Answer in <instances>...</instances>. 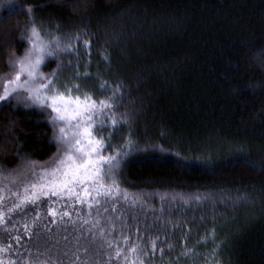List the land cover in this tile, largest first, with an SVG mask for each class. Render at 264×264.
<instances>
[{
  "label": "trees",
  "instance_id": "16d2710c",
  "mask_svg": "<svg viewBox=\"0 0 264 264\" xmlns=\"http://www.w3.org/2000/svg\"><path fill=\"white\" fill-rule=\"evenodd\" d=\"M32 26L71 49L44 75L113 104L97 135L118 165L110 195L9 213L60 125L2 101L0 262L264 264V0H0V88Z\"/></svg>",
  "mask_w": 264,
  "mask_h": 264
},
{
  "label": "snow or ice",
  "instance_id": "6c2138e0",
  "mask_svg": "<svg viewBox=\"0 0 264 264\" xmlns=\"http://www.w3.org/2000/svg\"><path fill=\"white\" fill-rule=\"evenodd\" d=\"M28 31L27 42L30 46L22 56L9 60L11 73L3 78L0 101H7L11 96L19 98L24 93L25 101L42 109H50L52 123L60 125L57 136L59 149L45 165L32 162L29 169L32 178L26 180L23 195L14 193L19 202H13L8 212L19 210L27 204H36L37 201L47 203V198L85 203L93 192L97 196L110 195L112 188L106 187L104 181L110 178V173L118 165V157L103 154L106 143L102 136L97 135V130L107 126L104 122L109 119L114 106L108 100L94 99L79 84L72 87L64 85L63 90L57 87L54 84L56 73L46 76L41 72V66L46 57L54 56L56 51H70V46L61 48L56 37L45 43L35 26ZM116 123L113 118L112 126L115 127ZM101 188L105 191L100 192ZM96 203L99 201L96 200ZM48 211L53 216L57 214L51 208ZM4 216V213H0V222H4ZM15 239L19 240V237ZM129 251L140 252L136 247ZM115 255L120 256V251L117 250ZM125 259L128 264H135L127 257Z\"/></svg>",
  "mask_w": 264,
  "mask_h": 264
},
{
  "label": "rangeland",
  "instance_id": "374dc122",
  "mask_svg": "<svg viewBox=\"0 0 264 264\" xmlns=\"http://www.w3.org/2000/svg\"><path fill=\"white\" fill-rule=\"evenodd\" d=\"M45 42V41H44ZM45 43H47V42H45ZM30 46V45H29ZM47 58V57H46ZM45 58V59H46ZM42 67V66H41ZM2 87H3V84H2V86H1V88H0V91H2ZM20 99H22V100H24L25 101V99H24V93H21L20 94ZM2 101H0V103H1ZM44 110H47L49 113L51 112V110L50 109H48V108H43ZM51 116V115H50Z\"/></svg>",
  "mask_w": 264,
  "mask_h": 264
}]
</instances>
